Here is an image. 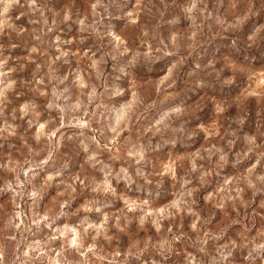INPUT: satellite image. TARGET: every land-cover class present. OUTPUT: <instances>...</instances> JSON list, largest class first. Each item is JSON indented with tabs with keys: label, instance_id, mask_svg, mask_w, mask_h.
<instances>
[{
	"label": "clouds",
	"instance_id": "clouds-1",
	"mask_svg": "<svg viewBox=\"0 0 264 264\" xmlns=\"http://www.w3.org/2000/svg\"><path fill=\"white\" fill-rule=\"evenodd\" d=\"M56 2L0 0V149L12 138L20 143L18 149L9 143L18 156L9 151L0 161V172L12 174L0 183V196L8 194L13 205L0 228V264H165L174 253L183 256V264H264V226L253 236L244 223L251 203L264 196V121L257 123L251 104L242 107L249 98L264 104V0H232L235 11L227 17L210 7L224 0H182L178 5L177 0H83L82 13L56 7ZM172 5L179 14L169 12ZM73 26L78 38L62 39V30L72 32ZM120 28L142 32L141 47L133 50ZM72 45L81 51L72 52ZM17 49L27 54H15ZM221 49L227 58L219 56ZM70 56L76 57V66L62 70L61 62L70 64ZM29 64H37L30 81L13 78ZM138 76L149 77L154 95H145ZM29 93L32 98L5 116L9 94ZM202 93L210 104L201 106ZM18 119H27L28 130L35 129L32 143ZM125 132L129 137L121 141ZM65 139L79 142L84 163L100 179L89 181L79 172L70 182L62 178L64 171L56 165ZM201 139L206 143L199 144ZM105 153L107 160L102 159ZM163 153L167 158L156 168L151 157ZM62 167L66 171L70 161ZM229 167L238 174L226 176L203 196L206 207L226 216L229 209L235 213L216 231L198 197ZM169 181L175 191L156 206L168 195ZM121 184L123 191L118 190ZM54 187L62 188L55 193L57 207L35 211ZM85 191L88 198L73 210L77 195ZM117 202L122 207L109 211ZM81 212L85 215L74 225L58 223ZM185 216L191 218L187 227L194 239L173 230ZM149 225L157 240L133 238L121 250L120 234L145 232ZM237 225L236 238L225 240L228 229ZM185 241L183 251L175 247ZM114 243L107 252L105 245ZM149 251L155 256L145 259Z\"/></svg>",
	"mask_w": 264,
	"mask_h": 264
},
{
	"label": "rangeland",
	"instance_id": "rangeland-1",
	"mask_svg": "<svg viewBox=\"0 0 264 264\" xmlns=\"http://www.w3.org/2000/svg\"><path fill=\"white\" fill-rule=\"evenodd\" d=\"M169 2L171 3V0H169ZM182 0H177V5L179 3H181ZM177 5H172L169 9L170 13H175V14H179V7ZM56 7H59L61 9L64 8H71L72 11L74 13L80 12L82 13L85 9H86V5L84 4L83 0H57L56 2ZM124 7H128L127 2H125ZM210 7H214L217 11H219L223 16L227 17L233 14V12L235 11V9L232 6V0H224L223 5H210ZM19 13L17 12L16 15H18ZM120 34L124 35L126 37V39L129 42L130 47L135 50L136 48L141 47V38L143 36V33L140 32L137 29L134 28H120L119 29ZM213 31H218V29H213ZM61 38L62 39H66L68 37L71 36H75L78 38V33L75 30V26H73V31L72 32H68L66 28H64L62 30V32L60 33ZM215 40H219L222 39V37H214ZM71 50L74 53H79L81 51V48L76 46V45H72L71 46ZM7 54V53H6ZM15 54H27L25 51H23V49H17ZM50 54H53L50 50ZM209 55H212V52L209 51ZM227 51L225 49H221L219 56L223 57V58H227ZM70 64H63L61 62L60 67L62 70H67L71 67H75L76 66V57L75 56H70ZM10 66L15 68L16 65L13 62H9ZM37 63H39V61H37ZM107 71L109 73H111V66L109 65ZM37 72V64H29L27 66V68L24 70V72H15L12 73L13 78L19 80H31L32 76L34 73ZM154 78V77H153ZM149 77H135V80L144 86V92L145 95L148 96H152L154 95V89L151 85H149L147 83ZM132 85V79H129V87H131ZM253 88L256 87V84L253 83ZM202 97H204V99L201 100V106H205L207 104H210L211 101L209 99H207V96L205 94H201ZM27 98H32V94H27V96L25 97H19V96H13L12 94H9V100L11 101V103L9 104L6 112H5V116L10 117L11 115V108L14 106H18L19 104L23 103L25 101V99ZM37 102L38 103H44L45 102V98L43 97H36ZM249 104H251V106L254 107V117L256 118L257 123H261L262 121H264V104H258L255 103L254 98H249V101H244L242 102V107H247L249 106ZM212 121H208V123H211ZM9 123H11V120L9 119ZM17 123L20 124V131L24 132L27 131V135L29 138V142L32 143V132H34V128L31 130H28V126H27V119L20 121L19 119L17 120ZM3 121L0 120V126H2ZM140 128V122L137 123L136 127L133 129V132L131 134V139L133 141H135L136 137V132L139 131ZM70 134V133H69ZM129 137V133L125 132L122 136H121V141L127 139ZM4 143V147L3 149H0V153H3L2 156H0V161H4L6 160V156L7 153L9 151H12L14 155L18 156V153L15 151V149H10L9 148V143L15 144L16 148L18 149L20 147V143L19 140L16 138H12L11 140L7 141V142H3ZM64 147L61 149V151L57 154V165L56 168L57 170H61L64 171V176L62 177L64 180H67L70 182V177L79 172L81 174V176L83 177L84 175H87L89 177V181H91L92 177L95 176L97 179L101 178V174L98 172H94L93 170H91L89 168V166L87 164L84 163V153L81 149V147L79 146V142L78 141H68L67 139L64 140ZM206 143V141H204L203 139H201L199 141V144H204ZM199 144L197 146H199ZM66 154V155H65ZM183 153H181L182 155ZM108 154L105 153L102 156V159L107 160ZM153 160V164L156 166V168H159L160 166V161L161 160H166L167 158V153H163V154H155L152 157ZM65 160L70 161V167L65 171L62 167V164ZM250 162H246V164H248ZM82 165V167H81ZM238 174V170L237 169H233L231 167L227 168V169H223L220 170L218 175H215L213 177V183L212 185L209 186L208 189L202 190L201 194L199 195V202H200V208L203 209V215L205 216L206 219H208L210 221V225L209 227H211L213 230H220L221 228H224L229 222L231 218H235V213L231 212V209H229V215L226 216L224 213L220 212L218 209L213 208L211 205L209 206H205L204 205V201H203V196L204 195H208L210 194L212 191H215V188L222 185L223 183V179L226 176H230V175H237ZM0 177H2V179H0V183H3V179H11L12 178V174L11 173H4V172H0ZM39 179L37 183H39ZM54 183H59V181H56ZM165 189L166 192L168 193L167 196L162 197L161 200H158L156 202V206H160L161 203H166L168 199L171 198V193L173 191H175V188L173 187L172 183L169 181L166 183L165 185ZM58 190H62V188L57 189V188H53L51 189L49 192L45 193V196L42 200H40L35 208V211L43 213L44 211L48 210L49 208H53L55 209L57 207V198L55 197V193ZM118 190L119 191H123V185H119L118 186ZM78 192H79V187H78ZM89 193L87 191H85L82 194L77 195L76 200L73 203V210L76 209L79 205H81L84 200L86 198H88ZM246 199L251 200V192H247ZM261 200H264V196H258L255 198V201L253 203H251L250 207L246 210V215L248 217V219L244 220V223L246 225H248V227H250L252 229V231L249 233V235H255L257 230L261 228V226H264V208L260 207V202ZM23 207V205H22ZM119 207H122V202H117L115 207L110 209L109 211H113L115 212ZM13 211V205L11 203V198L8 194H5L4 196H0V228L3 227L4 221L8 219L9 215L12 213ZM254 213H258V215H254ZM241 214L242 216L245 214V210L241 209ZM85 214L84 213H80L79 216H73L70 220H62L59 221V224H63V223H69V224H76L78 222V220L80 218H82ZM91 219L94 220H98L99 218L95 215V214H89ZM190 217H183V218H178L177 221L175 222L174 225V231H183L185 233L188 234L189 239H194V234L191 233V231L188 229L187 225L190 222ZM183 223L184 227L183 229L180 228V224ZM253 224H255V227H253ZM133 228H135V225H133ZM46 231L43 233L38 234V236L36 238H41L43 235L46 234ZM240 231V226H233L231 228L228 229L227 231V235L225 237V240H227L228 238H236V233ZM121 235V240H120V244L119 247L121 248V250L123 251L125 249V247L127 245H129L131 243V240L133 238H143L146 235L152 236L154 241L158 239V237L156 236L155 233V229L152 228L150 225L147 227L145 232H130L128 236H123V234ZM187 244V241L182 242L181 244H177L175 245V247L177 249H179L180 251H183L185 249V246ZM56 247H59V242L57 243ZM114 247H116V244L114 243L113 245H105V249L107 252H110ZM210 248V252L215 255V249L214 247L210 244L209 246ZM188 251H193L195 252V249H191L188 248ZM151 256H155V253L152 251H149L147 253H145V259L151 257ZM238 256V254H237ZM157 259H160L159 257H156ZM165 264H183V256L182 255H176L175 253L173 254V256L167 261L165 262Z\"/></svg>",
	"mask_w": 264,
	"mask_h": 264
}]
</instances>
